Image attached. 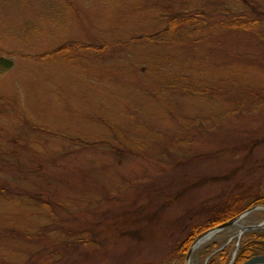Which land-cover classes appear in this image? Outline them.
Wrapping results in <instances>:
<instances>
[{
    "label": "rangeland",
    "instance_id": "obj_1",
    "mask_svg": "<svg viewBox=\"0 0 264 264\" xmlns=\"http://www.w3.org/2000/svg\"><path fill=\"white\" fill-rule=\"evenodd\" d=\"M258 14L264 0H0V55L14 63L0 77V264H174L173 240L208 218L206 204L264 195V106L224 117L239 95L264 93V23L225 27ZM182 15L174 31L192 30L203 51L181 35L153 41ZM134 201L147 210L138 226L91 230ZM263 222L252 211L191 264L224 248L231 264Z\"/></svg>",
    "mask_w": 264,
    "mask_h": 264
},
{
    "label": "trees",
    "instance_id": "obj_2",
    "mask_svg": "<svg viewBox=\"0 0 264 264\" xmlns=\"http://www.w3.org/2000/svg\"><path fill=\"white\" fill-rule=\"evenodd\" d=\"M244 2V0H241ZM244 5H248L246 3H244ZM242 15H240L239 17H243V16H247L248 10H242L241 11ZM185 15L182 16H178V17H172V21L170 23H172L173 25L168 26V30L167 28L165 30H163L162 32L159 31L156 34H159L158 36L155 35L156 38H154L153 41H155V43L158 44H176L175 46H178L179 41L181 40V38L179 37V35H181L183 37V39L185 41V43L192 45V50H193V46L194 44H198V47L201 48V51L204 50V47L199 45L200 40H193L191 39V37L194 35V32L192 30H190V32H186L184 33L183 30L181 31V33L179 34V31H174V26L175 25H179L182 24L183 26L187 25L186 22L184 23H180L179 19L181 17H183ZM257 16V20L251 22L250 20L248 21H242L239 20L238 21V17L237 19L233 20L231 23L229 24H225L226 28H231L232 27V31L235 33H244L243 31H251L254 30L256 28L259 27V25H262V23H264V16L263 14H258L255 15ZM180 17V18H179ZM260 17H263V20L260 19ZM209 21L205 22L208 23ZM191 23V22H189ZM232 24V26H231ZM207 25V24H206ZM202 26L201 24H198L196 27L194 26V30L195 29H200ZM231 30V29H229ZM178 38V41H176V39ZM173 41V42H171ZM196 48V47H195ZM14 66V63L12 60L8 59V58H4L3 56L0 55V77L3 76L4 74H6L8 71H10ZM185 88L191 92L193 95H198V96H202V97H216L218 95H224L225 97L232 94H229L225 91H223L222 88H216V89H210L208 87H204L201 85H193V84H186ZM221 93V94H220ZM247 93H243L241 95H239L241 97V100L235 102L232 104V106H230V109L226 110L224 112V117L227 115H235L239 112H242L243 114H246L248 111V109H259L262 108V106H264V93H260V92H256L253 91L251 92V94L249 96H246ZM223 97V96H222ZM234 100H232L233 102ZM235 104V105H234ZM253 107V108H252ZM247 109V110H246ZM132 184V183H131ZM250 188H248V191H246V196L245 191L244 192H238L232 195H229L227 197H225L223 200L220 201H215V202H210L208 204H206L205 208H203V212L204 214L208 215V218L205 221H193V223H190L189 225V232L186 234L185 237L181 238L175 237V240H173V244H172V252H170V255H172V260L174 259V264H184V260H185V256L186 253L189 250V247L191 245V243L196 239V237L198 235H200L202 232H204L207 229H210L212 227L215 226H219L223 223H226L234 218H236L237 216H239L240 214H242L243 212H245L246 210L250 209L251 207H254L256 205H264V195L262 194H257L255 191H253L252 189L249 191ZM167 190V188H166ZM165 190V191H166ZM167 193V192H165ZM158 199L161 200V198H164V194H158L157 195ZM169 196H165V198H168ZM139 203L136 201H134V203H132V207H135L137 209H135V213L130 214L133 215L132 217H126L129 215V213H127L125 216L120 215L118 212L115 213H105L103 212V215L101 214V216H103L101 218H93V219H89L90 222L92 223L91 226H93V229L96 228L97 225H99V223L102 225L100 226L99 230L100 232L103 233H110V234H118L120 229L125 227L128 223L129 224H133V225H137L139 223H141L144 219L141 218L140 216H135V215H144V213L147 212V210H142L140 211L139 207L137 206ZM130 213L132 211H129ZM129 215V216H130ZM101 218V220H100ZM128 220L130 218L128 223H127V219ZM112 221L113 223L109 226L108 223ZM145 221V220H144ZM116 223V224H114ZM114 225V226H113ZM99 227V226H97ZM112 227V228H111ZM111 229V230H109ZM89 229V231H91ZM87 233H92V232H87ZM115 234V235H116ZM99 235V234H98ZM255 235V234H254ZM120 236V235H119ZM115 238V237H114ZM255 238V239H253ZM112 243V242H111ZM113 245H115V243H112ZM107 245H111L110 243H108ZM108 248V247H107ZM209 248V247H208ZM74 249H76L74 247ZM104 251V252H103ZM103 254L105 256L108 257L109 255V249L107 250H103ZM112 253V252H111ZM264 254V234L260 235V236H253L252 238L244 241L241 244L240 250H239V254H238V264H241L243 262H245L246 260H248L249 258L256 256V255H261ZM229 253L227 252L226 249H223L222 251H218L209 261L208 264H226V261L229 259ZM121 264V263H118Z\"/></svg>",
    "mask_w": 264,
    "mask_h": 264
},
{
    "label": "bare ground",
    "instance_id": "obj_3",
    "mask_svg": "<svg viewBox=\"0 0 264 264\" xmlns=\"http://www.w3.org/2000/svg\"><path fill=\"white\" fill-rule=\"evenodd\" d=\"M216 234H213V233H207L205 235H203L201 238H199L197 240V242L194 244L193 248H192V253L194 251H196L198 248H200L201 245H203L204 243H207L209 241H211L214 237H215ZM188 264H191V259H189L188 261Z\"/></svg>",
    "mask_w": 264,
    "mask_h": 264
},
{
    "label": "water",
    "instance_id": "obj_4",
    "mask_svg": "<svg viewBox=\"0 0 264 264\" xmlns=\"http://www.w3.org/2000/svg\"><path fill=\"white\" fill-rule=\"evenodd\" d=\"M232 224H233V222L226 223L223 226H221L219 229L213 230V232H217L219 230H222V229H224V228H226ZM245 264H264V256L255 257V258L249 260L248 262H246Z\"/></svg>",
    "mask_w": 264,
    "mask_h": 264
}]
</instances>
